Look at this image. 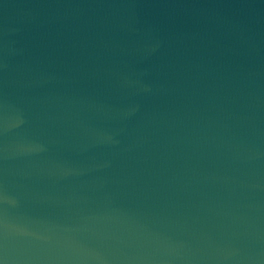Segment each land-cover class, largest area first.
Instances as JSON below:
<instances>
[{"label":"water","instance_id":"water-1","mask_svg":"<svg viewBox=\"0 0 264 264\" xmlns=\"http://www.w3.org/2000/svg\"><path fill=\"white\" fill-rule=\"evenodd\" d=\"M0 264H264V0H0Z\"/></svg>","mask_w":264,"mask_h":264}]
</instances>
